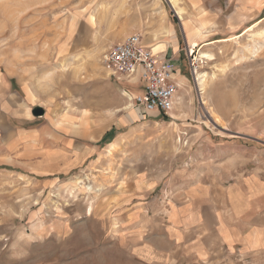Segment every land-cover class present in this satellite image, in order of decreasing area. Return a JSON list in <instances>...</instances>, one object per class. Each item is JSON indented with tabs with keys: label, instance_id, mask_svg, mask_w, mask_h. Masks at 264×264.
Listing matches in <instances>:
<instances>
[{
	"label": "rangeland",
	"instance_id": "rangeland-1",
	"mask_svg": "<svg viewBox=\"0 0 264 264\" xmlns=\"http://www.w3.org/2000/svg\"><path fill=\"white\" fill-rule=\"evenodd\" d=\"M176 2L0 0V264H264V0ZM133 33L170 116L102 61Z\"/></svg>",
	"mask_w": 264,
	"mask_h": 264
},
{
	"label": "built area",
	"instance_id": "built-area-1",
	"mask_svg": "<svg viewBox=\"0 0 264 264\" xmlns=\"http://www.w3.org/2000/svg\"><path fill=\"white\" fill-rule=\"evenodd\" d=\"M154 52L137 33L112 44L102 61L118 81L134 87L131 104L144 117L170 116L176 102L178 86L177 62Z\"/></svg>",
	"mask_w": 264,
	"mask_h": 264
},
{
	"label": "bare ground",
	"instance_id": "bare-ground-1",
	"mask_svg": "<svg viewBox=\"0 0 264 264\" xmlns=\"http://www.w3.org/2000/svg\"><path fill=\"white\" fill-rule=\"evenodd\" d=\"M168 2H169V4H170V6H171V8L174 10V12L176 13V15L178 16V18H180V19H182V16H183V12H182V10H181V8L177 5V2H176V0H167ZM94 20H93V17L91 16V18H90V20H89V22H91V23H89L90 25H92V22H93ZM72 32V31H71ZM151 48H152V50L154 51V52H160V51H163L164 50V48H165V45H164V43H162V42H156V43H154V44H152V45H149ZM196 73V72H195ZM206 77V76H205ZM204 74H202V73H196L195 74V81H197L198 83H199V85H203V82H204ZM209 117H211V116H209ZM113 145V143H110L109 144V146L111 147Z\"/></svg>",
	"mask_w": 264,
	"mask_h": 264
},
{
	"label": "water",
	"instance_id": "water-1",
	"mask_svg": "<svg viewBox=\"0 0 264 264\" xmlns=\"http://www.w3.org/2000/svg\"><path fill=\"white\" fill-rule=\"evenodd\" d=\"M45 111L42 107L40 106H35L32 110H31V114L34 117H42L44 115Z\"/></svg>",
	"mask_w": 264,
	"mask_h": 264
},
{
	"label": "trees",
	"instance_id": "trees-1",
	"mask_svg": "<svg viewBox=\"0 0 264 264\" xmlns=\"http://www.w3.org/2000/svg\"><path fill=\"white\" fill-rule=\"evenodd\" d=\"M126 84V86L128 87V89H130L131 88V90L132 89H134V87L132 86V85H130V84H128V83H125ZM134 91V90H133ZM162 118H164V116H161Z\"/></svg>",
	"mask_w": 264,
	"mask_h": 264
},
{
	"label": "crops",
	"instance_id": "crops-1",
	"mask_svg": "<svg viewBox=\"0 0 264 264\" xmlns=\"http://www.w3.org/2000/svg\"><path fill=\"white\" fill-rule=\"evenodd\" d=\"M185 24V23H184ZM187 25V27H190L189 23L185 24V26Z\"/></svg>",
	"mask_w": 264,
	"mask_h": 264
}]
</instances>
